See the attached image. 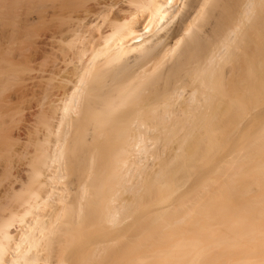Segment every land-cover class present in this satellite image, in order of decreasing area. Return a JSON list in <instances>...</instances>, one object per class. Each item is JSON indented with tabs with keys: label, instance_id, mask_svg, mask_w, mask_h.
Instances as JSON below:
<instances>
[{
	"label": "bare ground",
	"instance_id": "obj_1",
	"mask_svg": "<svg viewBox=\"0 0 264 264\" xmlns=\"http://www.w3.org/2000/svg\"><path fill=\"white\" fill-rule=\"evenodd\" d=\"M0 7V264H264V0Z\"/></svg>",
	"mask_w": 264,
	"mask_h": 264
},
{
	"label": "rangeland",
	"instance_id": "obj_2",
	"mask_svg": "<svg viewBox=\"0 0 264 264\" xmlns=\"http://www.w3.org/2000/svg\"><path fill=\"white\" fill-rule=\"evenodd\" d=\"M1 8V7H0ZM1 10V9H0ZM0 18L2 19V16H0ZM0 19V30H2L1 28H2V23H3V21L4 20H1ZM4 28V27H3ZM264 105V104H263ZM263 111H264V108H263ZM264 118V117H263ZM248 136V134H246L245 136H244V138L245 137H247ZM233 145V143H229V148H231V146ZM263 158H264V153H263ZM250 168H251V164H250V166H249ZM259 173V172H258ZM262 174L261 173H259V174H257L256 173V175L254 176V177H257V178H260V176H261ZM254 177H247L246 179H243V181H242V183L243 184H249V181L250 180H252ZM255 188H256V186H255ZM262 195V192H261V190L259 189V188H256L255 190H253V191H251V193H249L247 196H248V198L250 199V200H256V199H260V196Z\"/></svg>",
	"mask_w": 264,
	"mask_h": 264
}]
</instances>
